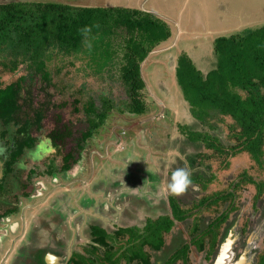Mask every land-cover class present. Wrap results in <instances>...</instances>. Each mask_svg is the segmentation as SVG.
<instances>
[{
  "label": "rangeland",
  "instance_id": "1",
  "mask_svg": "<svg viewBox=\"0 0 264 264\" xmlns=\"http://www.w3.org/2000/svg\"><path fill=\"white\" fill-rule=\"evenodd\" d=\"M4 1L9 0H0V2ZM27 1H52L76 6L123 5L151 12L163 19L170 27L169 11L161 8L159 0H145L150 4L143 6L128 0ZM142 1L144 0H138V2ZM213 2L216 6L218 1L213 0ZM219 2L226 5V10L229 9L232 15L248 18L247 21L240 19L237 22L217 20L216 28L227 27L224 34L231 35L233 32L237 34L244 30L248 31L247 29L252 30L264 23V0L246 2L236 0L234 5L220 0ZM174 24L171 19V27ZM187 32H195L201 35L197 41L207 42L202 36L205 31L201 33L197 29ZM116 37V39L111 37L116 54L113 62L109 61L105 67L100 66L104 60L101 56L95 61L92 56L81 53L72 56L55 54L48 63L51 76L48 85L42 81L39 74L24 65L11 72L0 64V80L3 86L21 75L24 76L25 88L21 91V95L25 99H20V102L26 105H22L20 116L23 122L24 119H30L32 127L29 128V133L36 140L30 149L26 148L23 151L10 169L8 191L10 189L11 191L8 195L10 201L13 200L19 205V210L9 216V245L12 243L10 245L12 247L24 241L25 235L27 239L30 238L31 251L40 248V244L46 245L45 249H47L55 240L59 242L63 240L67 243L59 246L61 249L55 255L64 253L70 255L74 250H82V242L87 240L82 230L85 231L83 227L88 224H98L113 230L118 226L133 225L143 221L145 214L140 213V207H157L161 213L167 210L169 204L167 198L171 196L168 185L172 173L179 168L189 172L198 171L199 161L210 167L206 177L214 173V179L207 183L205 191L203 189L204 193L210 196L214 192L233 189L235 203L243 201L246 204L244 208L247 215L262 210L255 219L262 222L261 226L264 230V154L263 165L259 166L245 152L227 154L226 148L224 151L223 149L219 151L203 142L199 147H194L195 150H189L187 143L198 141L187 140L189 130L194 127L205 129L204 125L197 123L196 120L215 122L221 128V139L229 141L226 137L232 119L229 115H223L218 111L215 112V116L206 117L193 111L188 105L175 75L178 56L183 50L180 47L171 56V49L175 44L171 36L158 44L142 61L141 74L146 87L141 90V96L146 109L142 114L130 113L128 111L130 98L123 79L120 78L125 46L123 37L118 35ZM99 50L101 51V48ZM210 50L209 53H212L214 58L209 63L200 61L204 59L200 57L198 51L195 53L187 51L190 56H196V62L201 68L207 70L209 64L214 62L216 65L217 62L213 46ZM95 70H98L99 74L94 72ZM29 98L31 106L27 107ZM88 100L94 102L96 112L103 110L108 112L106 121L98 132L84 143L83 157L72 168V174L69 173L65 177L61 173L54 179L46 174L49 165L53 163L59 166L61 156L74 150L77 138L89 129L88 116L93 117L94 112L88 115L83 109L84 103ZM105 101L110 105L109 109L105 108ZM34 107L43 111L39 121L40 128H37L34 121ZM25 122L30 126L26 120ZM19 125L20 123L18 125L10 123L8 126L0 124V132L6 133L4 136L6 143L11 136L14 138L18 135L16 130ZM56 132L61 134L56 141L58 152L50 138ZM209 132L211 136H217L215 128L210 129ZM221 139L220 143L223 142ZM4 150V147L0 148V152ZM192 156H196L197 164L193 163ZM1 164L0 160V166ZM32 167H35L37 174L32 175L30 179L27 174ZM204 175L202 174V179ZM246 176L251 177L254 183L247 182ZM258 183L261 192L253 207ZM192 184L196 185V188H204L198 182ZM242 218L243 221L248 220L245 222L246 227L251 226L254 217L250 220L244 216ZM168 235H166L167 240L170 239ZM39 252L36 253L37 258L43 254V251ZM5 253L6 247L0 249V264L7 263L6 256L10 253L7 252V255ZM168 255H171V245L165 246L157 258L163 260Z\"/></svg>",
  "mask_w": 264,
  "mask_h": 264
},
{
  "label": "trees",
  "instance_id": "2",
  "mask_svg": "<svg viewBox=\"0 0 264 264\" xmlns=\"http://www.w3.org/2000/svg\"><path fill=\"white\" fill-rule=\"evenodd\" d=\"M231 16L233 19L234 15ZM247 30L242 31L243 33L233 34V32L231 35L224 34L217 37L213 45V53L214 56L217 55V62L216 65L214 62L209 64L210 67L207 70L199 66L196 56H190L188 51L181 52L178 56V65L175 67V75L183 98L193 111L210 118L215 116V112L218 111L223 115H229L232 119L226 137L229 141L221 139V128L215 122L196 120L197 123H202L205 129L194 127L189 130L187 140H198L187 143L189 150H195L194 147H199L203 142L210 148H217L219 151L222 149L224 151L226 148L227 154L228 152L230 154L245 152L255 163L262 166L264 154V23L255 29ZM116 35L123 37L125 46L120 66V78L123 79L130 98L128 111L132 114H142L146 108L141 90L146 87V83L141 74V63L158 44L171 36L170 27L163 19L151 12L125 6H76L52 1L27 0L0 2V64L11 72H15L24 65L27 69L39 74L46 85L51 79L48 63L57 53L71 56L81 53V55L92 56L96 59L95 61L101 56L104 59L101 62V67H105L111 60L113 62L116 48L112 47L113 38L111 37L116 39ZM179 47L174 45V48L171 49V56L177 52L176 49L178 50ZM211 54L209 52L201 53L200 57H203L204 60L200 61L211 62L214 58ZM171 62H173L172 59ZM97 73L99 74V72ZM24 88V76L22 75L4 86L0 80V124L8 126L10 123L17 125L20 123L16 130L18 135L12 139L14 144L7 165L9 173L11 163L18 159L24 148H31L36 142L29 133L32 122L29 118L24 119L23 122L20 116L22 105H26L20 102V99L24 98L21 95ZM28 101L27 107L31 106V99L29 98ZM104 103L105 108L109 109L110 105L107 101ZM83 109L88 115L94 112V116H88L89 129L82 132L81 137L77 138L74 150L62 156L63 161L60 168L65 171L63 173H66L72 164L79 161L83 155L84 143L98 132L108 116L106 110L96 112L92 100L86 101ZM33 110L34 121L37 128H40L39 121L43 116V111L42 109L37 110L35 107ZM25 120L30 126L26 125ZM213 128L216 129L219 138L211 136L209 130H213ZM67 130L66 128V132ZM3 132L0 133L4 134ZM59 137H61L59 132L50 136L57 152L59 150L56 141ZM220 139L223 140L222 143L219 142ZM195 157L192 156L193 163L197 164L198 160ZM197 167L198 171L190 172L191 184L180 194L171 193L169 196L171 215L164 214L156 219L148 220L142 233H138L136 227H119L115 233L109 234L104 228L91 225L92 242L82 245L89 257L85 256L86 254L73 252L69 262L90 264L93 258L94 261L101 258V263L106 262L111 255L116 254L113 249L119 243V237H122L126 232L129 233V238L125 240L126 250L120 255L132 256L131 258L135 255L144 258L146 255L144 250L149 248V245L153 249L161 248L163 239L160 233L162 234L163 230L169 231L172 227H176L178 231L189 229L192 233L195 231L205 232V229L202 228L211 232V223L216 226L221 224L223 228L229 222L228 228H225V231L223 229L220 231V235L225 234L231 230L230 226L238 211H242V214L239 216L234 233L239 231L242 234L243 231L245 234L248 228L245 222L248 220L243 221L242 217L249 218V220L254 217L251 222L253 225L258 222L255 218L262 210L247 215L246 208H244L246 204L243 201L235 203L233 189L207 195L209 207L217 206V210L219 204L223 206L222 214L217 217L216 221L209 220L210 214L204 217V219H208L207 226L204 219L201 220V223H196V220L193 221L195 219L193 213H185L182 209L192 207V205L188 206V202L191 203V200L199 199L195 194L202 195L207 183L214 179V173H210L206 177L210 168L207 164L204 165L202 161H199ZM47 172L57 173L53 163L49 165ZM202 174H205L203 179L201 178ZM246 181L254 183V180L248 176H246ZM195 182L200 183L204 188H196V185L192 184ZM4 183L5 180L2 179L0 181L1 189L4 187ZM257 186L258 191L252 203L253 207H255L256 198L261 192L260 183ZM191 204L194 205L193 202ZM18 210V206L9 208L11 212ZM174 220L180 223H174ZM252 227L250 226V228ZM138 237L140 243L136 242ZM122 246L124 245L121 244L118 248ZM262 251L263 253L261 252L258 256L256 264H264V245Z\"/></svg>",
  "mask_w": 264,
  "mask_h": 264
},
{
  "label": "flooded vegetation",
  "instance_id": "3",
  "mask_svg": "<svg viewBox=\"0 0 264 264\" xmlns=\"http://www.w3.org/2000/svg\"><path fill=\"white\" fill-rule=\"evenodd\" d=\"M4 134L0 133V148L4 147L5 150L0 152V160L2 162L0 166V181L2 179L5 180L4 187L1 189L0 188V249L6 247V264H72V262H69V258L73 254V252H79L80 254H86L85 256H88V253L85 252V250L82 247V250H74L68 255L67 253H64L62 255H55V253L61 249L59 246H64L67 243L62 240V242H59L58 240H55L53 244H51V247L45 249L46 245L40 244V248L35 249L34 251H31L29 248L30 246V238L27 239L24 235L25 240L19 242L18 244H14L12 247V243L9 245V216L16 214L17 212H11L9 211L10 207L13 206H19L17 203H14V201H10V197L8 195L9 190V181H10V173L8 171L7 165L10 159V153L13 148L14 142H12L13 137L7 141V143L4 140V136H6V133L3 132ZM4 144V145H3ZM7 148V150H6ZM26 148H24L25 150ZM30 149V148H28ZM69 152V151H68ZM66 152V153H68ZM65 153V154H66ZM64 155V154H63ZM62 155V156H63ZM62 156H61V162L59 163V166H56L57 173L56 174H51L48 173L46 170V174H49L52 178L56 179V177H59V174H63L65 177L70 173L72 174V168L81 160L83 155L80 157L79 161L77 163L72 164L69 170L66 171V173H63L65 171H62L60 166L62 164ZM17 159L11 163L10 166H12ZM35 167H32L28 174L27 177L32 179V175L37 174V171L34 170ZM11 183H13L11 181ZM22 186V185H21ZM205 191V190H204ZM203 191L202 195L196 193V197L199 198L197 200L200 201H195L191 200L193 204L188 202V206L192 207H184L182 208L185 213L194 215L196 223H201V220L206 217V215L210 214L211 216L209 220L211 222L216 221L217 217L222 214L223 206L219 204L217 210L215 206L209 207L207 205V194H205ZM27 196H31L28 193H23ZM201 196V197H200ZM169 201V196L167 198ZM10 205V206H9ZM140 213L145 214L143 216V221H140L139 223H135L133 225H123V226H118L113 228V230H109L106 227L98 224H91L95 225L97 227H102L104 228L107 233L113 234L115 233V230L118 229L119 227L123 228H131V227H136L138 228L137 231L138 233H142V230H144L147 226V222L150 219H156L158 216L164 215V214H169L171 215V207H170V202L168 204V209L164 210V212H160L158 208L154 207H140ZM160 213V214H159ZM214 219H212V217ZM233 218V217H231ZM192 219V217H191ZM197 219H199L197 221ZM192 221V223H193ZM207 221L208 219L205 218L204 222L207 226ZM174 223L179 224L180 222H177L174 220ZM186 223V222H185ZM229 223V222H228ZM226 224L223 228L217 224L213 225L211 223V232H207L208 229H205V232L201 231H195L191 232L185 229V231H178L176 227L170 228L169 231H162V239H163V245L159 249H153L150 247L145 249L144 251L146 252V255L144 258H141L139 256H134L133 258L130 257H125V255H120L121 252L126 250L125 248V240L129 238V233H125L122 237H119V243L115 245L113 251L116 252L115 255H111L110 259H107L106 262L101 263L100 259L95 260L94 258L90 264H216L219 261V264H239L241 261V256L244 254L245 256L243 257V262L249 264H256L257 258L260 255L263 248V242L264 239L262 238L264 236V230L263 227L261 226L262 222H256L255 224L251 225L253 226L250 228V226L247 228L246 233L244 234L242 231V234L238 231V233H233L232 236H230L227 233H222L220 235V231L223 229L225 231V228H228L229 224ZM90 224L87 226L83 227L85 228L82 230L86 236V241L82 242V245L87 244L88 242H92V233H91V227ZM219 226V227H218ZM219 228V230H218ZM218 230V232H217ZM223 231V232H224ZM82 232V233H83ZM217 232V234H216ZM169 234V235H168ZM166 235L170 237L169 240L166 239ZM231 238V243H230V251H225V246L227 244L224 243V240L227 238ZM168 238V237H167ZM138 240L140 238H136V242L140 243ZM98 244V243H96ZM123 244L124 246L118 248ZM99 245V244H98ZM171 245V255H168L165 259L161 260L157 258L162 253V249L165 246H170ZM10 247V249H9ZM40 251V252H39ZM43 251V254H41V257L37 258L36 253L39 252L41 253ZM101 251V249H100ZM68 255V256H67ZM99 257V255H97ZM11 257V258H10ZM94 257V256H90ZM10 258V260H9ZM35 258V259H34ZM92 259V258H91ZM231 259V263L228 262Z\"/></svg>",
  "mask_w": 264,
  "mask_h": 264
},
{
  "label": "crops",
  "instance_id": "4",
  "mask_svg": "<svg viewBox=\"0 0 264 264\" xmlns=\"http://www.w3.org/2000/svg\"><path fill=\"white\" fill-rule=\"evenodd\" d=\"M129 2L139 3L140 6L150 4V2H138V0H128ZM159 5L165 11L168 9V15L170 19V31H171V39L173 38L175 42V46H180L183 51L190 50L192 53L199 52L206 54L210 52V47L214 45V41L218 36L224 35V31L227 27L216 28L218 25L217 20L223 21H239L240 19H244L239 17L236 14H233L234 17L232 19V12L227 9V6L224 4H220L219 0L216 6L213 0H159ZM158 1V2H159ZM222 2H226L229 5H234L236 0H220ZM247 0H244L246 2ZM145 3V4H144ZM123 6V5H120ZM237 14H239L237 12ZM171 19L175 22V24L171 27ZM210 20L207 22V20ZM248 18L244 19L247 21ZM229 26V25H226ZM174 27H176L174 29ZM223 27V26H222ZM199 32H203L206 43L199 42L198 37H201L199 34L188 33L187 31L197 30ZM209 36V37H208ZM179 47V48H180ZM208 63V62H207Z\"/></svg>",
  "mask_w": 264,
  "mask_h": 264
},
{
  "label": "clouds",
  "instance_id": "5",
  "mask_svg": "<svg viewBox=\"0 0 264 264\" xmlns=\"http://www.w3.org/2000/svg\"><path fill=\"white\" fill-rule=\"evenodd\" d=\"M190 176L191 174L188 170L183 168L176 169L172 173L168 185L170 192L173 194H180L181 192H183L186 189V187L191 184ZM240 212L242 214V211H239L238 213Z\"/></svg>",
  "mask_w": 264,
  "mask_h": 264
},
{
  "label": "water",
  "instance_id": "6",
  "mask_svg": "<svg viewBox=\"0 0 264 264\" xmlns=\"http://www.w3.org/2000/svg\"><path fill=\"white\" fill-rule=\"evenodd\" d=\"M240 215H241V212L237 214V216L235 217L234 221L232 222L233 224L230 226L231 230L228 232V234H229L230 236L233 235V233H234V229H235V228L237 227V225H238V221H239V216H240ZM224 243L227 244V246H225V251H230L231 238L228 237L227 239H225V240H224ZM244 256H245L244 254L241 256L242 258H241V261L239 262V264H249V262H248V263H244V262H243V257H244ZM228 262L231 263V259H230ZM216 264H219V261H218Z\"/></svg>",
  "mask_w": 264,
  "mask_h": 264
}]
</instances>
